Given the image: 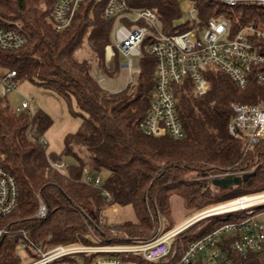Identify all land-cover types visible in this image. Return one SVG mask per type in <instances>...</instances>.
<instances>
[{
  "label": "trees",
  "instance_id": "obj_1",
  "mask_svg": "<svg viewBox=\"0 0 264 264\" xmlns=\"http://www.w3.org/2000/svg\"><path fill=\"white\" fill-rule=\"evenodd\" d=\"M58 1L0 0V19L7 23L21 22L27 38V44L18 50H0V67L16 71L18 82L38 81L69 100L74 98L82 118L78 131L66 136L62 154H49L42 136L52 127V117L44 111L34 115L28 111L16 113L6 103L7 97L0 96V164L15 177L20 192L17 209L0 225L29 230L35 244L45 243L50 234L52 240L48 247L80 241L92 243L84 220L108 241L120 235L147 240L156 228L157 211L162 216H171L172 196H180L186 211L195 213L222 201L211 196L208 180H197V176L191 179V173L219 174L238 169L258 154L263 160L255 165L253 176L243 185L254 193L264 191V148L245 155L242 143L228 131L231 103L264 101V87L252 83L241 89L224 72L209 68L205 74L211 90L203 96H196L188 79L184 84L173 85L186 137L148 136L142 131L141 122L155 95L154 58L147 50L143 51L135 91L130 93L128 89L110 95L93 74V60L109 79L119 75L118 56L111 66L105 58L106 48L111 44L114 19L104 17V7L96 0H86L71 24L57 32L52 12ZM128 1L133 8H150L157 12L168 33L189 28L188 22L175 25L181 17L182 1H191L197 6L201 26L220 15L229 18L234 27L251 21L264 23V10L242 4L228 7L212 0ZM42 2L43 10L40 9ZM86 48L90 56L80 59L78 53ZM81 152H85L84 157ZM63 156L75 160L65 174L51 165V161H62ZM85 168L96 174L102 170L109 172L101 188L111 194V203L119 207L131 206L136 220L117 224L115 228L100 224L108 202L101 196L99 188L82 182ZM38 195L49 210V217L44 220L35 218ZM234 215L238 216H212L208 222L198 225L200 230L196 234L185 233L181 253L191 242L215 231L224 221H231L230 217ZM19 238L0 243V264H20L16 255ZM232 241L233 236H224V248L229 251L232 264H264V252L242 256L231 249ZM131 258L138 264L176 262L173 259L146 262L136 255Z\"/></svg>",
  "mask_w": 264,
  "mask_h": 264
},
{
  "label": "built area",
  "instance_id": "obj_2",
  "mask_svg": "<svg viewBox=\"0 0 264 264\" xmlns=\"http://www.w3.org/2000/svg\"><path fill=\"white\" fill-rule=\"evenodd\" d=\"M86 0H59L52 12L55 31L62 32L72 22L75 13ZM228 7L239 4L264 10V0H212ZM104 7V17L114 19L109 54L120 57L119 67L129 73L131 83H137L141 69L134 67V58H143V47L156 63L155 95L147 116L141 122L142 131L148 136H171L184 139L186 131L180 118L174 84L190 81L196 96H203L211 90L206 77L209 68L227 74L241 89L256 83L264 87V23L251 21L239 23L234 27L224 15L210 19L201 26L199 18L191 21V28L166 34L164 24L157 12L150 8L136 9L128 0H96ZM189 2L190 13H197V6ZM21 22L7 23L0 19V50H18L27 44L22 32ZM203 32V36L201 33ZM145 45V46H144ZM17 72L0 67V96L6 98L16 89ZM135 86V85H134ZM33 99L24 101L14 111L31 113ZM232 118L228 125L230 135L242 143L247 155L264 148V101L255 104L231 103ZM32 114V113H31ZM44 144L47 142H44ZM260 154L257 155L259 159ZM245 167L228 169L219 174L206 173L202 178L210 183L215 178L227 175L242 176L254 170L250 168L253 160L248 159ZM257 162L254 164V168ZM60 173H65L68 164L51 161ZM82 182L100 189L101 196L108 202L107 209L117 210L111 203V194L101 188V177L88 168L83 170ZM35 218L44 220L49 217L47 205L40 199ZM20 192L17 180L0 164V222L10 217L19 205ZM210 211V212H209ZM237 214L235 221H227L215 231L201 239L191 242L181 253L177 235L182 230L158 231L147 240H133L123 236L121 242L114 239L108 244L98 245L99 236L87 220L85 224L91 233L92 243L78 242L72 245L48 247L52 235L45 243L35 244L30 239L29 230H15L9 225L0 227V243L6 239L20 237L16 255L20 259L19 247L29 252L33 261L26 264H138L131 258L136 255L146 262L176 260L174 264H232L229 251L224 248V236H233L231 249L246 256L249 253L264 252V225L258 219L264 215V191L238 194L219 207L199 213L206 218L216 215ZM198 215L191 218L194 220ZM200 219V218H199ZM100 224H108L101 216ZM93 235V236H91ZM101 237V236H100ZM102 238V237H101ZM177 239V240H176ZM120 240V239H115ZM177 241V242H176ZM93 257L87 261V258Z\"/></svg>",
  "mask_w": 264,
  "mask_h": 264
},
{
  "label": "rangeland",
  "instance_id": "obj_3",
  "mask_svg": "<svg viewBox=\"0 0 264 264\" xmlns=\"http://www.w3.org/2000/svg\"><path fill=\"white\" fill-rule=\"evenodd\" d=\"M40 9L41 10L44 9L43 2L40 5ZM180 10H181V17L175 22V25H183L188 22L189 27L191 28V24H190L191 21L199 18L197 16V13H193V14L190 13V6L188 1L181 2ZM165 33L170 34L168 32ZM201 36H203V32L201 33ZM146 50H148L147 46L144 47L143 51L146 52ZM89 52H90L89 49L86 48L85 50L80 51L78 53V56L80 59L88 58L90 56ZM116 56H118V54L115 53L114 56H112L109 54V51H107L106 49L105 58H106V63L109 66H111V63L113 62V60H115ZM118 58L120 60L119 56ZM134 67L136 69L140 68V60L138 58H134ZM93 74L97 77L100 85L110 95H115L124 92L125 90L128 89H130L129 92L131 93L135 91L138 86V83L136 84L131 83V78L129 77L128 81L125 80L121 84V86H119L120 88L118 89L120 90L111 89L109 87V84H111L110 83L111 79H109V77L105 76V74H103L102 71H100L98 63L95 60H93ZM119 77L122 78L121 75H119ZM28 99H33V103L31 105V113L33 115L39 111H44L47 112L53 119L52 127L49 130H47L46 133L42 136V140H44V142H47L46 143L47 152L49 154L51 153L57 155L62 154L66 136L68 134L77 132L82 123V118L80 116V109L78 108L76 100L74 98H71V100H69L59 95L56 91L40 85L38 81L23 80L17 82L16 89L7 96L6 103L10 106L12 110H15L17 107L21 106V104L24 101H27ZM80 154L83 157L85 156V152H81ZM250 160H254L250 166V168L254 170L257 166L256 164L255 168L253 167L255 162L259 164L262 162L263 159L250 158ZM62 161L67 163L68 167L75 163V160L72 157H67V156H63ZM65 173H67V171ZM98 175L101 177L102 182H105L109 176V172L107 170H102L100 173H98ZM189 176H190L189 178L191 179L196 178L197 176L196 178L197 180H206L202 178V173L201 174L191 173ZM211 187H212L211 196L213 198L215 197L219 198L222 201L219 203H215L212 206H208L207 208L203 209L198 213L186 211L183 199L177 195L172 196L171 216L170 217L162 216V214L159 211H157V217H156L157 224H156V228H154L152 236H154V234L158 231L160 227H163L164 232H168L170 230H182L183 228H185L176 237L179 240L178 242L180 246L184 241L183 238L185 237V233L196 234L200 230L198 225L200 223L208 222V219L212 217L210 216L206 218H201V216L199 217L198 215L199 213L213 208H217L225 201L235 198L238 194L254 193L253 191L248 190L245 185L232 187L226 190H221L219 188L213 187L212 184ZM195 215H198L197 218L191 220V218ZM101 216H103L107 220L108 224H114L115 226L120 223L122 225L126 221L136 220L135 212L131 206H127V207L118 206L116 211L113 210L112 208L107 209V207H105L104 211H102ZM218 216L220 217L222 215H218ZM238 218L239 216L234 215L230 217V220L235 221ZM9 220L12 221V219ZM9 220H6L5 222L9 223ZM258 221L260 226L264 225V215H262L258 219ZM223 223H225V221ZM115 226H111V227L115 228ZM0 227H4V225H0ZM88 231L89 233H91L89 229ZM102 234L105 233L102 231ZM49 235L46 238H48ZM101 237L99 236L101 242L99 241L98 245L100 246V245L108 244L109 241L107 240V238L104 236L102 238ZM122 238L123 235H120L116 238L120 240H114V241L121 242ZM18 250L21 256L20 264H26L34 260V258L31 257L29 252L24 248L19 247Z\"/></svg>",
  "mask_w": 264,
  "mask_h": 264
},
{
  "label": "water",
  "instance_id": "obj_4",
  "mask_svg": "<svg viewBox=\"0 0 264 264\" xmlns=\"http://www.w3.org/2000/svg\"><path fill=\"white\" fill-rule=\"evenodd\" d=\"M253 172L246 173L242 176L227 175L222 178H215L211 181L212 186L221 190H226L232 187L241 186L246 183L252 176Z\"/></svg>",
  "mask_w": 264,
  "mask_h": 264
},
{
  "label": "crops",
  "instance_id": "obj_5",
  "mask_svg": "<svg viewBox=\"0 0 264 264\" xmlns=\"http://www.w3.org/2000/svg\"><path fill=\"white\" fill-rule=\"evenodd\" d=\"M119 75H121L122 78H120ZM119 75L115 79H111V82H110L111 84H109V87L113 90H120V89H118V88H120L119 86H121V84L125 80L128 81V78L130 77L128 72L121 70V69H120Z\"/></svg>",
  "mask_w": 264,
  "mask_h": 264
}]
</instances>
